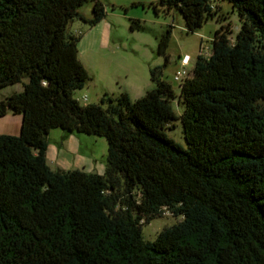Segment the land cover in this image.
I'll return each mask as SVG.
<instances>
[{"label":"trees","instance_id":"trees-1","mask_svg":"<svg viewBox=\"0 0 264 264\" xmlns=\"http://www.w3.org/2000/svg\"><path fill=\"white\" fill-rule=\"evenodd\" d=\"M228 2L239 18L213 34L175 92L156 67L154 88L135 101L81 105L89 77L74 20L102 22L99 0H0V118L20 116L17 136L0 135V264H264V0ZM92 2L91 17L79 10ZM212 0H157L187 33L226 20ZM137 6V4H132ZM130 31H140L129 20ZM170 28L156 39L168 63ZM24 80H26L24 82ZM182 108L180 115L172 104ZM179 121L185 148L167 132ZM103 138V175L52 171L47 137ZM169 213L181 222L153 242L141 228Z\"/></svg>","mask_w":264,"mask_h":264},{"label":"rangeland","instance_id":"rangeland-1","mask_svg":"<svg viewBox=\"0 0 264 264\" xmlns=\"http://www.w3.org/2000/svg\"><path fill=\"white\" fill-rule=\"evenodd\" d=\"M99 1L105 9L102 22L90 27L74 20L67 28L68 34L80 37L78 58L89 77L83 88L74 93V98L81 105H100L103 99L102 107L105 108L107 97L114 99L122 93L130 101L137 100L154 88L149 71L156 67L162 71L163 80L170 83L177 92L179 83L174 82L173 77L182 71L179 60L188 56L189 62L184 70L187 75L190 74L198 55L203 58L210 56L213 34L221 25L229 24L231 39L235 38L240 26L239 18L231 5L221 0H212L211 4L219 8V15L226 17V20H209L194 33L186 32L178 13H166L162 9L154 12L149 4L157 0ZM91 9L92 2H88L80 8L79 13L89 19ZM129 20L139 21L142 30L130 31ZM167 28H170L168 63L163 67V58L156 54V39ZM21 90L20 84L0 89V100ZM172 107L177 115L181 114L182 108L176 102ZM16 122L10 116L1 120L0 135H17L19 123ZM174 126V130L167 132V135L185 148L180 122L176 121ZM47 143L46 164L52 171H83L98 175L105 172L107 145L103 138L64 135L62 131L54 129L50 131ZM181 220L180 216L164 213L162 217L142 226V237L147 242H153L163 229L176 225Z\"/></svg>","mask_w":264,"mask_h":264},{"label":"built area","instance_id":"built-area-1","mask_svg":"<svg viewBox=\"0 0 264 264\" xmlns=\"http://www.w3.org/2000/svg\"><path fill=\"white\" fill-rule=\"evenodd\" d=\"M179 62H180V65H181L180 67H181L182 71L178 72L173 77V81L176 83H180L182 80H184L187 77V73L184 69L188 65V62H189L188 56L183 57L181 60H179Z\"/></svg>","mask_w":264,"mask_h":264},{"label":"crops","instance_id":"crops-1","mask_svg":"<svg viewBox=\"0 0 264 264\" xmlns=\"http://www.w3.org/2000/svg\"><path fill=\"white\" fill-rule=\"evenodd\" d=\"M107 33H108V30H107ZM7 116H10L12 119H14V120L17 121L16 123H19V126H17V127H19L18 128V134H19V129H20V125H21V118H20V116H14V115H11V114H7L5 117L0 118V121L1 120H4ZM4 135H9V134H4ZM17 135H10V136H17ZM47 149H48V147H47ZM46 153H47V151H46Z\"/></svg>","mask_w":264,"mask_h":264}]
</instances>
